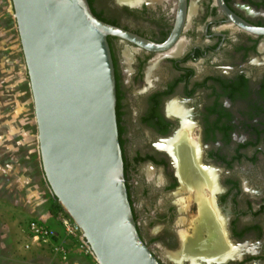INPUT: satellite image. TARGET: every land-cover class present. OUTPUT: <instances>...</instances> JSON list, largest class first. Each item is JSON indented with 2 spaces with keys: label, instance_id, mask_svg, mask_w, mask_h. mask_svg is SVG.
Returning a JSON list of instances; mask_svg holds the SVG:
<instances>
[{
  "label": "flooded vegetation",
  "instance_id": "obj_1",
  "mask_svg": "<svg viewBox=\"0 0 264 264\" xmlns=\"http://www.w3.org/2000/svg\"><path fill=\"white\" fill-rule=\"evenodd\" d=\"M88 2L100 20L162 46L107 37L125 184L141 239L162 264H192L161 254L166 245L179 248L178 231L197 212L167 148L185 125L198 164L214 179L206 195L233 247L211 264H264V0Z\"/></svg>",
  "mask_w": 264,
  "mask_h": 264
},
{
  "label": "water",
  "instance_id": "obj_2",
  "mask_svg": "<svg viewBox=\"0 0 264 264\" xmlns=\"http://www.w3.org/2000/svg\"><path fill=\"white\" fill-rule=\"evenodd\" d=\"M10 3L49 189L97 264H162L141 239L128 200L107 37L154 48L100 20L88 0Z\"/></svg>",
  "mask_w": 264,
  "mask_h": 264
},
{
  "label": "rangeland",
  "instance_id": "obj_3",
  "mask_svg": "<svg viewBox=\"0 0 264 264\" xmlns=\"http://www.w3.org/2000/svg\"><path fill=\"white\" fill-rule=\"evenodd\" d=\"M0 17L7 29L16 31L10 0H0ZM2 53L4 51L0 53L1 67ZM18 58L17 64L5 63V70H0V264H55L50 247H24L25 226L32 219L44 222L66 244L74 245L78 240L66 236L57 219L59 214L71 217L43 176L33 102H30L31 91L21 52ZM192 210L193 207L187 212L188 219ZM76 249L73 247L72 252H77ZM163 249L161 254L170 259L168 255L178 246L166 245ZM80 254L89 256L90 261L97 264L92 254Z\"/></svg>",
  "mask_w": 264,
  "mask_h": 264
},
{
  "label": "bare ground",
  "instance_id": "obj_4",
  "mask_svg": "<svg viewBox=\"0 0 264 264\" xmlns=\"http://www.w3.org/2000/svg\"><path fill=\"white\" fill-rule=\"evenodd\" d=\"M152 47L154 46L152 45ZM171 106L172 111L178 110L175 105L172 104ZM193 147L189 131L185 125L181 127L179 133L177 132L173 142L167 144L168 151L171 153L177 168L175 169L181 180L182 189L189 190L191 192L188 194L191 196L190 199L194 197L193 200L197 203V212L194 216L192 215L193 217L191 216L192 219H189L190 226H184L185 228H180L178 231L179 248L169 255L170 258L179 262L188 259L192 264H200L199 260L211 264L213 261L226 259L230 256L233 247L227 241L222 218L217 212L215 214L212 211L210 199L206 195V189L211 191L213 188L214 179L208 170L203 169L198 164V153ZM205 187L207 188L205 189ZM186 201L182 197L180 203L184 205L183 202ZM180 218L183 219V217Z\"/></svg>",
  "mask_w": 264,
  "mask_h": 264
},
{
  "label": "built area",
  "instance_id": "obj_5",
  "mask_svg": "<svg viewBox=\"0 0 264 264\" xmlns=\"http://www.w3.org/2000/svg\"><path fill=\"white\" fill-rule=\"evenodd\" d=\"M62 223L66 236L76 237L78 242L74 245L66 244L60 241L58 234L49 228L44 222L32 219L25 226L26 241L24 247L43 248L50 247L55 256V264H70L72 261L73 247L75 251L83 254H91L89 247L82 239V231L79 226L70 218L62 217L60 214L57 217Z\"/></svg>",
  "mask_w": 264,
  "mask_h": 264
},
{
  "label": "crops",
  "instance_id": "obj_6",
  "mask_svg": "<svg viewBox=\"0 0 264 264\" xmlns=\"http://www.w3.org/2000/svg\"><path fill=\"white\" fill-rule=\"evenodd\" d=\"M15 27H16V24H15ZM20 50H21V45H20V40L18 37L17 30L13 32L11 31V29H7L5 23L0 22V53L4 51V53H2V57L4 58V60L2 61V67H1V62H0V70L1 68L5 70L6 68L5 63H7L8 65L10 63H13L14 65L17 64L19 62L18 61L19 52H21L22 54V50L21 51ZM22 60H23V68L26 71L23 55H22ZM20 72H21V69H20ZM26 76H27V71H26ZM27 79H28V76H27ZM31 101H32V96H31L30 102ZM81 258H84V260L80 261ZM70 264H93V263L90 261L89 256L82 255L79 252H73L72 261Z\"/></svg>",
  "mask_w": 264,
  "mask_h": 264
},
{
  "label": "trees",
  "instance_id": "obj_7",
  "mask_svg": "<svg viewBox=\"0 0 264 264\" xmlns=\"http://www.w3.org/2000/svg\"><path fill=\"white\" fill-rule=\"evenodd\" d=\"M57 199V198H56ZM61 207V206H60Z\"/></svg>",
  "mask_w": 264,
  "mask_h": 264
}]
</instances>
